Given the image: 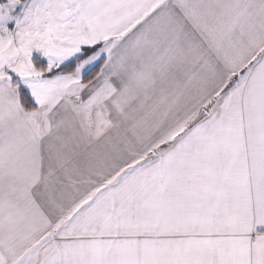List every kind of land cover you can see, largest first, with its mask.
Listing matches in <instances>:
<instances>
[{
  "label": "snow or ice",
  "instance_id": "obj_1",
  "mask_svg": "<svg viewBox=\"0 0 264 264\" xmlns=\"http://www.w3.org/2000/svg\"><path fill=\"white\" fill-rule=\"evenodd\" d=\"M0 264H264V0H0Z\"/></svg>",
  "mask_w": 264,
  "mask_h": 264
}]
</instances>
